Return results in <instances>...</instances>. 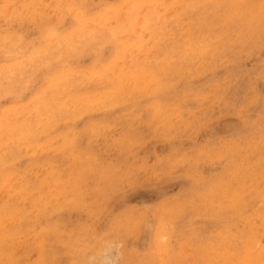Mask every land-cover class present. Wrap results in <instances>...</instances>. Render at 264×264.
<instances>
[{
    "label": "clouds",
    "instance_id": "obj_1",
    "mask_svg": "<svg viewBox=\"0 0 264 264\" xmlns=\"http://www.w3.org/2000/svg\"><path fill=\"white\" fill-rule=\"evenodd\" d=\"M62 3L78 16L49 18L45 31L37 30L34 0H0V173L27 176L51 150L52 135L60 138V126L72 127L93 157L91 167L74 177L90 195L53 196L21 220L5 215L3 264H91L94 226L113 227L108 203L146 180L160 193L158 212L165 225L181 234L203 202L204 178L220 170L201 147L202 131L209 133L205 143L238 141L232 150L264 173V75L250 70V64L264 63V12L254 13L252 0ZM218 3L221 14H213ZM198 9L207 12L186 20L179 33L168 26ZM57 33L55 60L40 63L31 45L52 42ZM109 47L120 52L116 74L123 68L146 83L121 87L113 73L68 70L73 64L109 62L104 58ZM84 48L94 54L89 57ZM241 108L248 120L233 124ZM27 202L21 191L14 207ZM85 217L91 227H77ZM208 255L201 249L192 264H214Z\"/></svg>",
    "mask_w": 264,
    "mask_h": 264
},
{
    "label": "rangeland",
    "instance_id": "obj_2",
    "mask_svg": "<svg viewBox=\"0 0 264 264\" xmlns=\"http://www.w3.org/2000/svg\"><path fill=\"white\" fill-rule=\"evenodd\" d=\"M49 1L34 0L39 14L37 30L40 28L49 30L48 20L51 15L53 18H61L67 12L78 16L71 7H65L62 0ZM252 2L254 13L264 12V0H252ZM99 11L105 10L101 8ZM206 12V9L185 11L177 19L170 21L168 26L179 33L180 26L186 20L202 17ZM213 14H221L219 3ZM100 19L102 20L103 17ZM31 35L33 34L30 33L24 39L27 41ZM52 39V42L37 41L31 45L40 63L55 60V48L58 46L61 34H55ZM82 51L88 53L89 57L94 54V50L88 48ZM104 58L109 62L92 61L87 65L73 64L68 70L96 76L113 73L117 75L121 87L135 83L137 89L140 88V79L145 80L143 76L127 72L123 68L116 74V68L120 64L118 50L113 54L109 47ZM250 70L258 77L264 75V63H252ZM261 87H264V84H261ZM247 120L248 114L241 108L232 123L245 124ZM216 131L222 133L223 129L217 128ZM177 132L183 135V130L178 129ZM208 134L207 131H202L198 134V139L201 147L214 158L211 166L216 167L220 164V170L214 177L204 178L206 191L203 202L196 215L187 222L185 230L177 234L174 226L170 230L165 225L163 217L158 212L163 201L159 199L160 193L153 182L146 180L131 184L122 196L110 201L106 207V211L115 213L113 227L106 229L102 223L94 226L91 264H192L196 254L203 248L208 249L207 259L214 264H232L233 261L236 264H264V226H262L264 225V173L258 164L232 150V146L238 141L221 139L219 143L210 141L205 143ZM56 135H52V141H54L49 145L51 150L34 162V168L27 176L20 172H15L16 175L13 172H7L6 176L0 173V223L5 222V215L13 213L17 220H21L31 212L30 210L38 208L53 196L86 198L90 195L87 190L76 186L78 184L74 179L91 167L93 157L90 146L82 143L79 133L72 127L61 125L58 129L60 137L58 140ZM216 156L219 159L216 160ZM10 177H12L11 180ZM5 181L6 183L9 181L8 184H4ZM21 191L28 200L22 210L21 207H14L21 199ZM172 191L175 192V188H172ZM178 198L179 194L174 199L178 200ZM82 219L83 223L78 224L77 227L90 228L87 218ZM153 220H157L155 227L152 224ZM73 223L74 221L70 222L68 227L71 228ZM0 264H3L2 260Z\"/></svg>",
    "mask_w": 264,
    "mask_h": 264
},
{
    "label": "bare ground",
    "instance_id": "obj_3",
    "mask_svg": "<svg viewBox=\"0 0 264 264\" xmlns=\"http://www.w3.org/2000/svg\"><path fill=\"white\" fill-rule=\"evenodd\" d=\"M39 1H40V0H39ZM42 1H43V0H42ZM49 2H52V1L50 0ZM55 2H56V5H57V1H55ZM61 2H62V1H61ZM42 3H44V2H42ZM59 3H60V2H59ZM36 4H37V3H36ZM47 4H48V3H47ZM49 4H50V3H49ZM51 5H53V3H52ZM54 5H55V4H54ZM217 5H218V4H217ZM47 6H49V5H47ZM47 6H46V7H47ZM255 6H256V5H255ZM46 7H45V8H46ZM65 7H66V6H65ZM65 7H64V8H65ZM54 8H55V7H54ZM70 9H71V8H70ZM50 10H51V8H50ZM56 10H57V9H56ZM100 10H101V9H100ZM44 11H45V10H44ZM62 11H63V10H62ZM62 11H61V12H62ZM45 12H46V11H45ZM56 12H57V11H56ZM53 14H54V13H53ZM57 15H58V14H57ZM52 16H53V15H51V17H52ZM61 16H62V15H61ZM44 17H45V16H44ZM44 17H42V18H44ZM51 17H50V18H51ZM52 18H53V17H52ZM54 18H55V17H54ZM181 18H182V17H181ZM187 18H188V17H187ZM42 24H43V23H42ZM42 26H43V25H42ZM52 40H53V39H52ZM55 41H56V40H55ZM45 42H46V41H45ZM47 43H48V42H47ZM49 44H50V43H49ZM55 44H56V43H55ZM35 45H36V44H35ZM52 47H53V46H52ZM43 52H44V51H43ZM45 54H46V53H45ZM39 55H40V54H39ZM56 55H57V53H56ZM37 58H38V56H37ZM47 58H48V56H47ZM111 59H112V58H111ZM38 60H39V59H38ZM117 62H118V61H117ZM112 65H113V64H112ZM116 65H117V64H116ZM109 66H110V65H109ZM114 66H115V65H114ZM115 67H116V66H115ZM121 69H122V68H121ZM102 71H103V70H102ZM127 72H128V71H127ZM83 73H84V72H83ZM88 73H89V72H88ZM94 73H95V72H94ZM107 74H108V73H107ZM123 75H124V74H123ZM123 75H122V76H123ZM95 76H96V75H95ZM97 76H98V75H97ZM119 78H120V77H119ZM130 78H131V77H130ZM120 79H121V78H120ZM130 80H131V79H130ZM131 81H132V80H131ZM140 81H141V79H140ZM123 82H124V81H123ZM132 82H133V81H132ZM138 88H139V87H138ZM243 113H244V112H243ZM243 113H242V114H243ZM241 117H242V116H241ZM241 120H242V119H241ZM245 121H246V120H245ZM68 128H69V127H68ZM69 130H70V129H69ZM67 132H68V131H67ZM65 133H66V132H65ZM68 133H69V132H68ZM68 133H67V134H68ZM73 133H74V132H73ZM65 135H66V134H65ZM65 137H66V136H65ZM55 140H56V139H55ZM57 140H58V139H57ZM53 141H54V140H53ZM53 141H52V143H53ZM62 141H63V140H62ZM232 142H233V141H232ZM52 143H50V144H52ZM227 143H228V142H227ZM52 147H54V146H52ZM60 148H61V146H60ZM56 150H57V149H56ZM71 150H72V149H71ZM227 151H228V150H227ZM221 155H222V154H221ZM223 156H224V154H223ZM216 157H217V156H216ZM241 157H242V156H241ZM73 158H74V157H73ZM73 158H72V159H73ZM221 158H222V157H221ZM216 160H217V159H216ZM79 166H80V165H79ZM38 167H39V166H38ZM50 167H51V166H50ZM81 167H82V166H81ZM33 168H34V167H33ZM37 171H38V170H37ZM4 174H5V173H4ZM14 174L16 175V173H14ZM39 174H40V173H39ZM79 174H80V173H79ZM79 174H78V175H79ZM12 175H13V174H12ZM12 175H11V176H12ZM5 176H6V174H5ZM13 176H14V175H13ZM11 178H12V177H10L9 179L11 180ZM18 178H19V177H18ZM9 179H8V180H9ZM8 182H9V181H8ZM8 182L6 183V181H5L4 184H8ZM16 182H17V181H16ZM16 182H15V183H16ZM45 182H46V181H45ZM75 183H76V182H75ZM4 184H3V186H4ZM17 184H18V183H17ZM17 184H16V185H17ZM75 185H76V184H75ZM5 186H6V185H5ZM76 186H78V185H76ZM55 188H56V187H55ZM62 188H63V187H62ZM24 189H25V188H24ZM67 189H69V188H67ZM75 189H76V188H75ZM76 190H77V189H76ZM80 190H81V188H80ZM80 190H78V191H80ZM15 191H16V190H15ZM19 191H20V190H19ZM40 191H41V190H40ZM56 191H57V190H56ZM63 191H64V190H63ZM68 191H69V190H68ZM127 191H128V190H127ZM17 192H18V191H17ZM58 192H59V191H58ZM73 192H74V191H73ZM81 192H82V191H81ZM2 193H3V192H2ZM15 193H16V192H15ZM31 193H32V192H31ZM35 193H36V192H35ZM75 193H76V192H75ZM4 194H5V193H4ZM11 194H12V193H11ZM65 194H66V193H65ZM69 194H70V192H69ZM28 195H29V194H28ZM76 195H77V194H76ZM4 196H5V195H4ZM0 197H1V196H0ZM10 197H11V196H10ZM16 197H17V196H16ZM224 198H225V197H224ZM116 201H117V200H116ZM118 202H119V201H118ZM231 202H232V201H231ZM110 206H111V205H110ZM32 207H33V206H32ZM38 207H39V206H38ZM0 208H1V207H0ZM10 208H11V207H10ZM23 208H24V207H23ZM109 208H110V207H109ZM206 208H207V206H206ZM4 209H5V208H4ZM13 210H15V209H13ZM21 210H22V208H21ZM122 210H123V209H122ZM4 211H5V210H4ZM6 211H7V210H6ZM30 211H31V210H30ZM16 213H17V212H16ZM126 213H127V212H126ZM25 214H26V213H25ZM125 215H126V214H125ZM126 216H127V215H126ZM128 217H129V216H128ZM159 217H160V216H159ZM142 218H143V217H142ZM161 218H162V217H161ZM16 219H17V218H16ZM117 219H118V218H117ZM162 220H163V219H162ZM156 221H157V220H156ZM117 223H118V222H117ZM68 226H69V225H68ZM121 226H122V225H121ZM88 228H89V227H88ZM119 229H120V228H119ZM156 231H157V230H156ZM161 232H162V231H161ZM106 234H107V233H106ZM158 234H159V233H158ZM161 234H163V233H161ZM257 235H258V234H257ZM164 236H165V235H164ZM94 238H95V237H94ZM160 238H161V237H160ZM117 248H118V247H117ZM96 251H97V250H96ZM130 251H131V250H130ZM261 252H262V251H261ZM257 254H259V252H258ZM158 255H159V254H158ZM254 255H255V254H254ZM159 256H160V255H159ZM189 257H190V256H189ZM256 264H257V263H256Z\"/></svg>",
    "mask_w": 264,
    "mask_h": 264
}]
</instances>
